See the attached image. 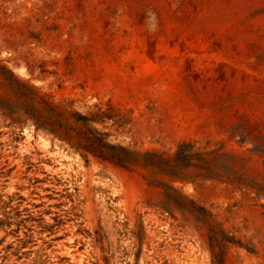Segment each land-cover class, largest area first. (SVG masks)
<instances>
[{
  "label": "rangeland",
  "instance_id": "1",
  "mask_svg": "<svg viewBox=\"0 0 264 264\" xmlns=\"http://www.w3.org/2000/svg\"><path fill=\"white\" fill-rule=\"evenodd\" d=\"M0 64L81 112L111 104L123 123L106 124L113 142H218L264 191V0H0ZM9 122L0 116V264H211L202 232L146 207L156 190L140 169L85 164ZM181 189L252 239L256 255L231 250L225 264H264L262 193Z\"/></svg>",
  "mask_w": 264,
  "mask_h": 264
},
{
  "label": "trees",
  "instance_id": "2",
  "mask_svg": "<svg viewBox=\"0 0 264 264\" xmlns=\"http://www.w3.org/2000/svg\"><path fill=\"white\" fill-rule=\"evenodd\" d=\"M0 116L10 126L30 124L58 141L67 152L78 155L87 164L89 157L118 168H138L155 197L146 207L161 216L180 221L202 232L211 264H225L231 250L256 255L251 238L240 236L234 227L210 207L185 194L181 186L211 181L245 187L264 195V191L238 167L237 156L226 151L218 142L183 140L169 150H138L113 142L106 124L122 126L118 112L111 104H94L81 112L73 100L56 102L28 82L19 79L8 67L0 64ZM239 144L243 141L240 139ZM6 225L7 222H4ZM3 225L0 221V227ZM137 239L143 234L142 223L137 224ZM105 264H107L105 259Z\"/></svg>",
  "mask_w": 264,
  "mask_h": 264
}]
</instances>
